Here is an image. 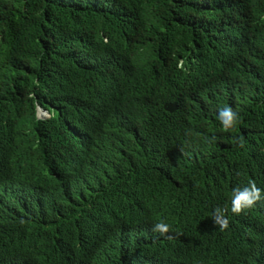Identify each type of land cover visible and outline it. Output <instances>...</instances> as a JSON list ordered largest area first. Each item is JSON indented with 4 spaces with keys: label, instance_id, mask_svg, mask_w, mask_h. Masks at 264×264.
Instances as JSON below:
<instances>
[{
    "label": "trees",
    "instance_id": "1",
    "mask_svg": "<svg viewBox=\"0 0 264 264\" xmlns=\"http://www.w3.org/2000/svg\"><path fill=\"white\" fill-rule=\"evenodd\" d=\"M90 38L70 63L64 44ZM0 90V264H149L120 230L148 212L171 227L163 264H264L234 260L242 226L212 221L235 185H264V0H0ZM167 156L176 178L157 181Z\"/></svg>",
    "mask_w": 264,
    "mask_h": 264
},
{
    "label": "clouds",
    "instance_id": "2",
    "mask_svg": "<svg viewBox=\"0 0 264 264\" xmlns=\"http://www.w3.org/2000/svg\"><path fill=\"white\" fill-rule=\"evenodd\" d=\"M122 20L123 18L120 19V21ZM136 34H138V28H136ZM91 39L92 38L84 42H76L71 46L68 45V43L64 44L62 50L66 53V58L70 63H72L73 59L83 57V54L75 52V47L78 46L84 52L88 51L91 47ZM131 91L132 81L118 75V86L115 89L114 100L121 101L124 96H127L128 100L131 95ZM3 96L4 92H1L0 90V98ZM164 110L171 113L175 110V105L167 104L164 106ZM52 115V112L42 108L38 104L35 105V120H47L50 119ZM216 118L221 125L222 131L224 132L235 131L238 123L240 122L238 114L229 106L219 109ZM166 121L167 120L165 119L162 121V128L164 127ZM211 139L215 140V137H212ZM234 143L243 147L241 139L234 140ZM5 146L6 143L0 142V175L10 178L14 172V163L7 162ZM150 161L153 162L152 158H150ZM160 166L162 167V170H157L155 176L157 181L164 176L176 178L173 172L174 164L170 161L168 156L166 159H162ZM99 200L100 196L95 200V204L89 207V210L85 215L93 216L95 212L99 213L113 203L112 200H109L100 204ZM263 201V184L257 185L254 181L245 182V185L238 183V185H235L232 189L226 207H217L213 211V224L215 227H218L220 231L226 230L228 226L229 228L233 227V231L237 230L235 228L238 226H242L243 228L241 232L245 237L244 242H241V244L237 247L229 249V252L234 260L238 257H242L243 254L256 256L261 249L264 248V219L257 220L256 218L249 217L256 206L261 205ZM120 230L127 233L128 245L140 244L148 247L149 264H163L162 259L170 249L166 240L167 238L171 239L170 236H167V234L171 231V227L168 223L163 221L162 215L148 212L142 217L141 222L137 227H128L127 229L120 228ZM245 244L248 246H244ZM216 257L219 263L222 264L220 262V259H222V253L219 249H217ZM118 258L124 264V260L120 256ZM185 263L187 262L182 260L181 264ZM107 264H110V261H108Z\"/></svg>",
    "mask_w": 264,
    "mask_h": 264
}]
</instances>
